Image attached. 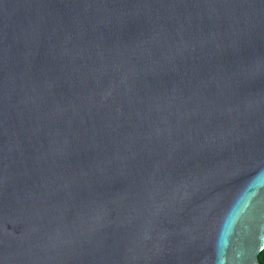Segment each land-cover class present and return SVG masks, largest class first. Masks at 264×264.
I'll use <instances>...</instances> for the list:
<instances>
[{
	"label": "water",
	"instance_id": "1",
	"mask_svg": "<svg viewBox=\"0 0 264 264\" xmlns=\"http://www.w3.org/2000/svg\"><path fill=\"white\" fill-rule=\"evenodd\" d=\"M264 0H0V264H259Z\"/></svg>",
	"mask_w": 264,
	"mask_h": 264
},
{
	"label": "trees",
	"instance_id": "2",
	"mask_svg": "<svg viewBox=\"0 0 264 264\" xmlns=\"http://www.w3.org/2000/svg\"><path fill=\"white\" fill-rule=\"evenodd\" d=\"M259 264H264V250L258 256Z\"/></svg>",
	"mask_w": 264,
	"mask_h": 264
}]
</instances>
